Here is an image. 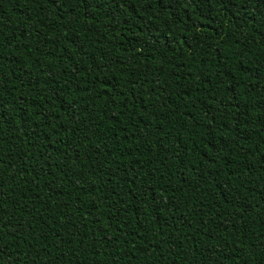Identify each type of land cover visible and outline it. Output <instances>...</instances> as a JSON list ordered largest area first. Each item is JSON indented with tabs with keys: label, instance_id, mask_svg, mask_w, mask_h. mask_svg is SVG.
<instances>
[{
	"label": "trees",
	"instance_id": "obj_1",
	"mask_svg": "<svg viewBox=\"0 0 264 264\" xmlns=\"http://www.w3.org/2000/svg\"><path fill=\"white\" fill-rule=\"evenodd\" d=\"M0 264H264V0H0Z\"/></svg>",
	"mask_w": 264,
	"mask_h": 264
}]
</instances>
